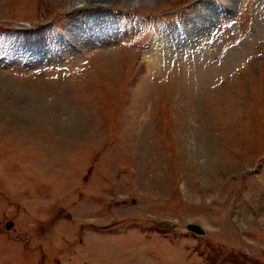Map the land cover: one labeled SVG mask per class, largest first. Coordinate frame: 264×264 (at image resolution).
<instances>
[{
  "label": "rangeland",
  "instance_id": "1",
  "mask_svg": "<svg viewBox=\"0 0 264 264\" xmlns=\"http://www.w3.org/2000/svg\"><path fill=\"white\" fill-rule=\"evenodd\" d=\"M58 261L264 264V0H0V264Z\"/></svg>",
  "mask_w": 264,
  "mask_h": 264
},
{
  "label": "water",
  "instance_id": "2",
  "mask_svg": "<svg viewBox=\"0 0 264 264\" xmlns=\"http://www.w3.org/2000/svg\"><path fill=\"white\" fill-rule=\"evenodd\" d=\"M13 226L12 222H9L7 224V228H11ZM187 229L198 234V235H204L206 233V230L199 224H195V223H190L187 225ZM59 264V263H57Z\"/></svg>",
  "mask_w": 264,
  "mask_h": 264
},
{
  "label": "bare ground",
  "instance_id": "3",
  "mask_svg": "<svg viewBox=\"0 0 264 264\" xmlns=\"http://www.w3.org/2000/svg\"><path fill=\"white\" fill-rule=\"evenodd\" d=\"M89 1V0H88ZM101 0H90V2H99ZM104 1H109V0H104ZM148 67V66H147ZM147 69V68H146ZM101 94V92H99ZM103 94V93H102Z\"/></svg>",
  "mask_w": 264,
  "mask_h": 264
}]
</instances>
